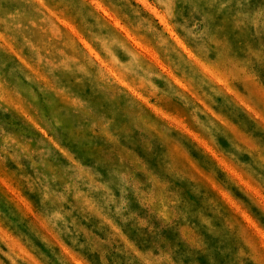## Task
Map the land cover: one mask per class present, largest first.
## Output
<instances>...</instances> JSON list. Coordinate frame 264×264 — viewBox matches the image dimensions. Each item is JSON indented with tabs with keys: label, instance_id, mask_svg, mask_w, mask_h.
I'll return each instance as SVG.
<instances>
[{
	"label": "rangeland",
	"instance_id": "rangeland-1",
	"mask_svg": "<svg viewBox=\"0 0 264 264\" xmlns=\"http://www.w3.org/2000/svg\"><path fill=\"white\" fill-rule=\"evenodd\" d=\"M56 2L0 0V62L9 70L21 65L37 84L43 85V74L29 59V48L33 49V59L46 64L49 52L45 49L55 52L52 45L66 30L78 39L90 58H95L120 84L143 100L145 107L139 122L145 141L152 145V150L146 151L145 143L137 135L115 146V155L127 170L120 180L122 184L131 186L134 193L131 206L139 211L137 220L146 223V226L139 227L136 221H130L125 226L127 235L140 250L142 264H264V248L260 246L259 235L264 230V184L250 183L237 167L239 163L245 166V171L264 176V160L260 158L264 156V121L260 120V112L248 103L244 90L230 86L215 69L205 64H200L203 85L196 90L189 88L161 61L145 37H138L119 20H114L113 28L123 33L134 48L155 61L161 71L167 72L188 94L189 107L178 99L160 106L123 80L118 71L120 60L112 56L111 64L106 62L65 15L53 6ZM176 10L181 21L194 18L189 15L190 7L183 0H179ZM104 12L108 15L106 9ZM151 15L158 18L163 29L183 48V43L164 16L155 9ZM24 38H27L28 46L20 50L18 46ZM185 52L192 56L187 49ZM60 55L66 62L71 61L69 50H62ZM253 71L256 80L264 83V68L256 67ZM53 74L60 76L61 83L66 84L70 80L55 66ZM146 83L151 86L153 82ZM155 83L160 88L165 86L160 81ZM7 84L10 86L0 84V120L9 122L6 130L20 134L25 130L31 132L35 146L36 138L45 133L43 129L39 133L33 131L28 124L32 121L36 128L40 127L26 108V104L32 102L31 96L25 91L14 96L11 87L15 85L22 89L26 81L23 75L15 73ZM77 91L82 96L90 95L88 89ZM152 91L156 95L155 87ZM45 95L52 93L46 89ZM71 102L79 103L75 98ZM36 106L41 112L50 108L43 100ZM129 115L135 116V113ZM116 119L119 124L126 122L128 116L118 113ZM64 141L62 147L76 153L78 163L86 169L94 160H100L106 152L113 151V146L102 137L74 143L69 132ZM236 147L242 149V154L234 163L230 157L236 155ZM21 163L31 175L28 161L21 160ZM8 167L15 169V163L10 160ZM80 180L83 184L80 198L85 205L94 207L97 199L103 197L107 201L111 198L93 170L88 169V175H81ZM8 189L7 195L0 193V228L4 230L0 234V261L3 264H13V261L15 264H76L78 257L99 264L96 255L87 249L76 250L68 238L37 227L34 218L21 210L19 205L26 206L28 202L33 208L37 207L39 193L26 189L16 192L11 185ZM9 197H16V200ZM137 201L144 209L139 208ZM205 207L213 212L212 216L204 215ZM209 221L214 225L219 222L220 226L215 228L218 236L209 234Z\"/></svg>",
	"mask_w": 264,
	"mask_h": 264
},
{
	"label": "clouds",
	"instance_id": "clouds-1",
	"mask_svg": "<svg viewBox=\"0 0 264 264\" xmlns=\"http://www.w3.org/2000/svg\"><path fill=\"white\" fill-rule=\"evenodd\" d=\"M42 2L36 0V3ZM178 2L57 0L53 6L65 15L106 62L111 64V57L116 56L120 60L118 71L121 78L160 106L178 99L189 107L188 94L167 72L161 71L155 61L134 48L123 33L113 28L114 20H119L138 37H145L161 61L189 88L196 90L203 85L200 64L215 69L230 86L244 90L248 103L260 112V120L264 121V83L256 80L253 71L256 67L264 68V0H244V3L241 0H183L190 7L189 15L194 18L182 21L178 19L176 10ZM98 5L102 7L98 8ZM105 9L108 15H105ZM153 9L164 16L183 43V48L163 29L158 18L151 15ZM27 46V38H24L18 47L23 50ZM52 46L56 48L55 52L45 49L49 52L46 64L33 59V49L29 48V59L43 74V85L37 84L21 65L9 70L0 62V84L10 86L7 84L9 77L15 73L23 75L25 87L18 89L11 85L13 94L29 92L32 102L26 104V108L40 127L36 128L32 121H28V124L33 131L39 133L43 129L45 133L36 138L33 146L31 132L25 130L24 134H20L6 130L9 122L0 120V193L7 195L9 185L14 186L16 192L26 189L39 193L37 207L33 208L28 202L26 206L19 205L21 210L34 218L37 227L68 238L76 250L87 249L96 255L99 264H142L140 250L127 235L125 226L130 221H136L139 227L146 226V223L137 220L139 211L131 206L134 198L131 186L122 184L120 180L127 170L123 162L118 161L115 146L137 135L145 143V150H152V145L145 141L139 122L144 112V102L140 96H134L120 84L95 58H90L72 33L65 30ZM64 49L71 53L70 62L60 55ZM185 49L192 53L191 57ZM53 66L70 77L68 83H61L60 76L53 74ZM147 81H152V85L149 86ZM156 81L165 86L160 88ZM153 87L157 89L156 95L153 94ZM46 89L52 95H45ZM77 89H88L90 95L82 96ZM73 98L79 103L73 104ZM40 100L50 106L47 112H41L36 106ZM118 113L128 116L126 122L117 123ZM129 113H135V116ZM69 132L74 143L102 137L113 146V151L106 152L102 159L94 160L88 166L111 194L107 201L103 197L97 199L94 207L85 205L80 198V188L83 187L80 177L87 176L88 169L78 163L76 153L66 146L62 147L65 144L64 136ZM234 152L236 155L230 159L236 163L242 149L236 147ZM260 158L264 160V156ZM10 160L15 163V169L8 167ZM21 160L28 161L31 175L25 171ZM237 167L250 183L264 184V176L245 171L242 164L237 163ZM9 199L15 201L16 197ZM136 204L144 209L139 201ZM204 215L210 217L213 212L205 207ZM219 226V222L214 225L209 221V234L218 236L215 228ZM3 231L0 228V234ZM259 235L260 246L264 248V230ZM76 264L89 262L86 258L78 257Z\"/></svg>",
	"mask_w": 264,
	"mask_h": 264
},
{
	"label": "trees",
	"instance_id": "trees-1",
	"mask_svg": "<svg viewBox=\"0 0 264 264\" xmlns=\"http://www.w3.org/2000/svg\"><path fill=\"white\" fill-rule=\"evenodd\" d=\"M90 264H93L91 261L89 262Z\"/></svg>",
	"mask_w": 264,
	"mask_h": 264
}]
</instances>
